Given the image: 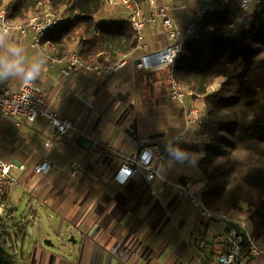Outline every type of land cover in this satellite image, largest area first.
Segmentation results:
<instances>
[{"label": "crops", "instance_id": "crops-1", "mask_svg": "<svg viewBox=\"0 0 264 264\" xmlns=\"http://www.w3.org/2000/svg\"><path fill=\"white\" fill-rule=\"evenodd\" d=\"M198 6L193 3L183 13L182 25ZM106 18L107 23L112 22ZM149 33L154 35L152 43L146 42L145 35L147 49H135L122 68L102 74L79 71L68 77L61 73L67 60L57 57L51 43L32 48L16 36L0 33V53L20 49L27 62L45 63L34 82L44 89L58 115L71 119L95 139L98 148L76 146L77 136L71 133L54 135L44 119L17 125L13 118H0V156L26 168L21 178L15 175L19 188L14 200L8 197L10 218L27 201L29 213L36 219L39 210L34 203L38 202L56 213L58 235L66 229L79 236L70 253L36 244L31 256L21 262L10 260V264H219L210 245L227 231L226 222L208 219L185 198L176 196L162 178L149 181L141 172L125 182L118 177L124 157L138 153L140 138L147 137L151 145L166 153L158 166L164 177L171 181L190 178L200 194L208 189L200 168L208 139L201 134L200 123L189 122L185 114L194 106L198 109L195 116L204 119V99L186 95L181 103L169 97V86L160 87L159 83L154 84L153 94L144 97L137 86V77L145 76L146 84L150 83V73L158 69L138 68L135 57L159 51L167 44L161 25L150 27ZM22 83L8 77L0 80V88L17 91ZM135 120L137 134L129 132ZM177 150L183 155L176 156ZM76 162L81 171L74 175ZM43 163L49 164L48 170L35 172L34 167ZM243 215L235 214L234 218L243 219ZM244 256L249 264H264V253L251 256L245 252Z\"/></svg>", "mask_w": 264, "mask_h": 264}, {"label": "trees", "instance_id": "trees-1", "mask_svg": "<svg viewBox=\"0 0 264 264\" xmlns=\"http://www.w3.org/2000/svg\"><path fill=\"white\" fill-rule=\"evenodd\" d=\"M238 2L207 14L205 35L183 43L173 71L179 86L201 96L206 106L207 116L199 124L208 139L200 161L208 180L202 194L206 205L215 212L247 215L264 247V5L249 0L248 7L241 8ZM3 4L12 20L22 22L46 8L79 10L76 20L51 32L41 44L51 43L64 61L77 43L84 61L107 67L140 44L129 20L105 21L103 0H0ZM171 71L151 72L147 84L145 76L137 77L141 94H153L155 83L170 86ZM25 223L20 225L23 231L31 221Z\"/></svg>", "mask_w": 264, "mask_h": 264}, {"label": "built area", "instance_id": "built-area-1", "mask_svg": "<svg viewBox=\"0 0 264 264\" xmlns=\"http://www.w3.org/2000/svg\"><path fill=\"white\" fill-rule=\"evenodd\" d=\"M264 5V0H255ZM235 0H103L105 6L124 7L129 13V23L135 30L140 40L138 48L147 49L144 43L146 32L152 26L161 25L167 35V44L164 47L167 53L162 56V62L166 68L172 69L170 75V86L168 95L173 100L184 103L186 95H194L190 90H183L174 73V65L183 50L186 40L203 37V23L207 14L213 10L230 7ZM193 3H199L194 16L182 25L181 18L185 11ZM241 8H247L249 0H239ZM80 15L79 10L54 12L45 9L41 14L32 15L29 21H14L7 12L5 4L0 5V33L13 35L26 41L32 48H40L44 39L53 31L60 29ZM213 30V29H211ZM128 55L123 56L117 62L101 67L84 61L80 51L72 52L67 58L66 65L61 69L65 76H71L75 72H96L98 74L111 73L122 68ZM141 57V56H140ZM138 57H135V59ZM142 62L137 64L138 68L147 69L142 56ZM134 59V60H135ZM217 84L216 86H219ZM197 107L186 109V117L189 122L202 123L203 119L196 117ZM194 115V116H192ZM10 117L21 125L22 121L46 120L54 135L64 136L71 133L74 136L84 134V131L71 119L62 118L58 115L52 101H50L44 89L34 81L24 80L17 91L8 88H0V118ZM138 153L124 157L119 168L118 177L122 182L141 172L149 181L162 178L166 184L171 185L176 196L185 198L191 207L201 210L204 216L212 221L226 222L228 229L225 233L217 236L211 243L210 248L219 264H249L244 253L258 256L264 253V247L256 240L249 220H237L233 214L228 212H215L205 203L202 196L194 191V182L190 178L171 181L164 177L159 170V163L166 156L165 151L149 143L147 137L139 140ZM14 163L6 161L0 156V226L6 224L12 213L8 202V195L12 186L17 182L13 174ZM22 171L25 165L18 166ZM48 163L34 167L37 173L46 172ZM73 174L81 171V164L74 163Z\"/></svg>", "mask_w": 264, "mask_h": 264}, {"label": "rangeland", "instance_id": "rangeland-1", "mask_svg": "<svg viewBox=\"0 0 264 264\" xmlns=\"http://www.w3.org/2000/svg\"><path fill=\"white\" fill-rule=\"evenodd\" d=\"M253 12L254 10L252 11V13ZM105 13L107 18H110L111 21L116 23L122 20H128L129 18V13L124 7L107 6ZM258 13H260V11ZM253 14H256V12ZM259 19H262V16H260ZM149 32L150 29L146 34V42L152 43L154 35ZM74 51L78 50H74L72 48L70 54ZM19 169L20 168L17 166L13 170V174L16 175L17 178H21V175L24 173V171H21V169ZM17 184L18 183H15L13 185L12 190L8 195L9 199H11L15 195V189L19 188ZM194 191L198 193L195 185ZM198 194L202 196V194ZM14 199L15 197H13V200ZM21 204L22 206H19L16 215L12 218H9L6 224L0 226V261H4L0 264H4L6 263V261L10 260L16 262L23 261L24 258L31 256L36 244H40L42 248L51 250L53 252H72V249H70V247L72 248L75 246V241L77 240V238L79 239V236L75 232H66V229L63 230V233H59L58 235V228L60 224L58 223L56 213L52 209L48 208L47 206L41 205V203L35 202L34 206L39 210V212L36 215V219H33V217L29 213L30 208L29 206H27L28 202L23 201ZM233 216L237 218L235 214H233ZM244 216L247 215H243L241 217ZM22 219H28L29 221H31L30 229L26 231L20 230L21 223L26 222V220L22 222ZM239 220H248V217H244L243 219ZM31 228L34 229L31 230ZM49 241L52 244H49ZM207 250H209L208 247Z\"/></svg>", "mask_w": 264, "mask_h": 264}, {"label": "clouds", "instance_id": "clouds-1", "mask_svg": "<svg viewBox=\"0 0 264 264\" xmlns=\"http://www.w3.org/2000/svg\"><path fill=\"white\" fill-rule=\"evenodd\" d=\"M45 66L41 60L27 62L23 50L7 49V54L0 53V80L15 77L21 81H35L40 78ZM175 155L179 157L183 154L177 150Z\"/></svg>", "mask_w": 264, "mask_h": 264}, {"label": "water", "instance_id": "water-1", "mask_svg": "<svg viewBox=\"0 0 264 264\" xmlns=\"http://www.w3.org/2000/svg\"><path fill=\"white\" fill-rule=\"evenodd\" d=\"M166 53H167V49L163 48L159 51L146 55L144 58L146 66L147 67L152 66L154 69L164 68L165 64L162 62V56ZM141 62H142L141 57H138L135 59V64H139ZM129 132L134 133V134L138 133L136 120H135V123L130 126ZM74 144L78 147H82L85 149H94V150L98 149L95 139L85 133L78 135L74 140ZM49 244H52V243L49 241Z\"/></svg>", "mask_w": 264, "mask_h": 264}, {"label": "bare ground", "instance_id": "bare-ground-1", "mask_svg": "<svg viewBox=\"0 0 264 264\" xmlns=\"http://www.w3.org/2000/svg\"><path fill=\"white\" fill-rule=\"evenodd\" d=\"M106 19H107L108 22L110 21L109 18H106Z\"/></svg>", "mask_w": 264, "mask_h": 264}]
</instances>
